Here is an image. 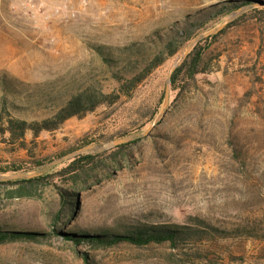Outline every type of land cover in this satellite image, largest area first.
Wrapping results in <instances>:
<instances>
[{
  "label": "rangeland",
  "instance_id": "obj_1",
  "mask_svg": "<svg viewBox=\"0 0 264 264\" xmlns=\"http://www.w3.org/2000/svg\"><path fill=\"white\" fill-rule=\"evenodd\" d=\"M222 4L241 7L199 30L131 100L72 118L37 139L28 134V152L0 142V167L35 174L44 166L34 167L32 159L52 162L73 149L145 133L192 41L243 12L204 44L209 72L185 87L171 85L169 106L149 137L119 152L91 153H104L98 161L108 169L99 184L80 192L70 207L74 216L61 210L50 187L19 197L20 186H11L0 188V225L51 232L49 213L58 211L66 214L59 232L135 222L197 226L191 219L200 218L221 229L248 227L252 236L232 233L176 249L168 243L93 249L55 234L42 244L0 245V264H264V0H0V115L39 121L80 90L112 92L118 83L97 47L123 49L151 37L157 45L143 49L149 58L162 45L157 32Z\"/></svg>",
  "mask_w": 264,
  "mask_h": 264
},
{
  "label": "trees",
  "instance_id": "obj_2",
  "mask_svg": "<svg viewBox=\"0 0 264 264\" xmlns=\"http://www.w3.org/2000/svg\"><path fill=\"white\" fill-rule=\"evenodd\" d=\"M228 5L230 4L220 5L214 13L207 9L189 12L183 17L182 21L173 23L168 30L157 32L156 36L162 41V45H159L158 51H155L149 58L143 53V49L152 42L157 45L156 41L151 37L146 39L147 43L145 44H133L123 49H114L106 46L97 47V53L102 61L114 72L113 79L118 83L117 89L108 93L93 86L80 90L66 99L52 116L39 121L29 122L14 118L9 113L4 116L3 113L0 115V142L13 146L18 150L28 152V134H31L34 139H37L42 133L58 131L72 118L82 119L100 107H111L124 100H131L135 92L151 75L169 59L175 57L183 44L190 42L199 30L206 27V25L216 20L219 16L225 15L227 11L237 10L241 7H228ZM224 31L204 39L194 47L182 66L172 75L171 85L173 88L178 84H182L185 87L187 84L195 82L196 76L209 72V65L204 60L205 52L203 46L217 39ZM88 144L90 143H85V145ZM127 146L126 144L120 145L115 148V151L119 152ZM75 150L77 149L62 153L60 157L72 153ZM103 155L104 153L81 155L48 170L38 178L0 182V188L20 186L17 194L19 197H23L30 196L33 191H36L42 186L50 187L59 196L61 210L68 209L71 212V216H74V210L70 209V207H75L80 192L88 191L94 183L99 184L100 174L108 169L107 167L103 168L99 165L98 158ZM32 160L33 166L37 168H41L51 162H47V160ZM116 164L119 166L120 161L117 160ZM22 169L15 165L0 167V174H16L23 171ZM68 185L73 186L71 190L66 188ZM73 200L75 201L74 203ZM49 216L50 218L47 217L53 228L51 232L18 230L7 223H1L0 245L16 243L42 244L51 240L56 234L66 242L77 245L87 244L93 249H107L123 244L135 247H147L152 244L162 245L167 243L176 249L183 243L195 240L203 241L206 239L208 241H216L220 238L228 239L232 233H237L239 236L245 237L252 236L248 227L233 231L221 229L200 218L191 219L197 226L135 222L126 223L123 226L115 228L99 230L78 229L70 232H59L57 226L59 227L64 217H66L65 212L50 211ZM262 238L264 239V235H262ZM86 260L88 259L86 258Z\"/></svg>",
  "mask_w": 264,
  "mask_h": 264
},
{
  "label": "water",
  "instance_id": "obj_3",
  "mask_svg": "<svg viewBox=\"0 0 264 264\" xmlns=\"http://www.w3.org/2000/svg\"><path fill=\"white\" fill-rule=\"evenodd\" d=\"M243 13V12H242ZM242 13L236 14L232 17H230L227 21H225L219 28L209 32L206 35L203 36H199L197 37L194 41H192V43L189 45L188 49L186 50L184 56L182 57V59L179 61V63L172 69L170 75H169V79H168V85L165 91V98H164V105L162 107V109L160 110V112L158 113V115L156 116V118L154 119L153 123L151 124V126L148 128V130L143 133V134H135L131 137L128 138H124V139H119V140H115L112 141L104 146H99V145H88L85 147H82L80 149H77L75 151H73L72 153H69L63 157H60L57 160H54L50 163H48L47 165H45L41 171H39L38 173L35 174H27V173H18V174H14L11 176H3L0 175V182H8V181H13V180H31L34 178H38L40 176H42L45 172H47L48 170L62 165L63 163L70 161L72 159H75L81 155H86V154H91V153H98V152H102L105 151L107 149L110 148H115L118 147L120 145L123 144H127L131 141H134L136 139H142V138H147L149 137L152 132L155 130V128L158 126L159 121L161 120V118L165 115V112L169 106V101H170V93H171V78L172 75L174 74V72L182 66V64L185 62V60L187 59L188 55L191 53V51L194 49V47L199 44L200 42H202L204 39H207L211 36L217 35L220 32H222L224 30V28L231 23L233 20H235L237 18L238 15H241Z\"/></svg>",
  "mask_w": 264,
  "mask_h": 264
}]
</instances>
